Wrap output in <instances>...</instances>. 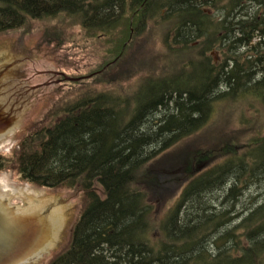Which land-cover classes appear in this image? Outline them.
I'll return each instance as SVG.
<instances>
[{
  "label": "trees",
  "instance_id": "obj_1",
  "mask_svg": "<svg viewBox=\"0 0 264 264\" xmlns=\"http://www.w3.org/2000/svg\"><path fill=\"white\" fill-rule=\"evenodd\" d=\"M61 15L90 35L128 24L136 36L151 20L167 21L169 55L179 62L147 74L132 100L89 91L47 111L14 155H0V171L83 194L68 241L46 264H264V200L243 212L238 226L250 231L239 256H213L209 248L210 234L230 220L209 196L226 189L234 202L264 181V140L242 155L224 139L222 154L209 148L220 140L209 150L181 147L207 129L226 99L264 107V0H0V34ZM198 45L200 55L185 57ZM215 45L218 63L206 55ZM171 181L179 191L170 197ZM159 204L167 207L161 218Z\"/></svg>",
  "mask_w": 264,
  "mask_h": 264
},
{
  "label": "rangeland",
  "instance_id": "obj_2",
  "mask_svg": "<svg viewBox=\"0 0 264 264\" xmlns=\"http://www.w3.org/2000/svg\"><path fill=\"white\" fill-rule=\"evenodd\" d=\"M171 25L167 21L160 23L151 20L136 36L134 28H130L128 24L126 26L123 24L112 33L97 32L98 34L90 35L77 19L61 15L53 18H31L22 27L0 34V52L39 51V57L43 59L39 67H33L35 86L42 89L46 97L41 98L33 124L26 123L19 129L18 136L4 138V145L0 146V155L7 157L14 155L15 151L20 149L21 138L45 117L47 111L59 108L67 101L72 102L84 97L89 91L112 92L132 100L145 84L147 74L156 72L159 68L169 71L171 64L179 62L178 58L173 59L169 55L168 44L172 41L170 36L174 34L169 30ZM168 32L171 33L168 35ZM139 34L141 36H138ZM196 44H192L193 48ZM200 50L201 45H198L197 50L190 49L185 57L188 54L200 55ZM218 51V45H215L206 51V55L211 57L214 63H218L222 59V53ZM64 75L74 77L76 80H66ZM206 128L187 139L181 147L199 151L203 148L206 150L215 148L222 154L221 141L224 139L231 149L242 155L243 150L249 151L247 148L251 147L254 141L264 140V107L259 102L251 101V98L226 99L216 105V111ZM218 140L220 143L208 148L209 142L213 145ZM212 153L213 151H210L206 155ZM223 159L227 160L226 157ZM195 166L192 165V168ZM166 167L168 164L160 168L161 175L167 172ZM192 171L194 173L196 170ZM179 175L183 176L181 172H178ZM0 179L6 180V184L0 181V193L11 198L13 206L22 205L23 209L33 197L39 201L61 197V202L79 197L70 201L71 219L65 243L68 241L71 227L84 205L80 190L69 187L57 190L39 188L22 180L14 168L0 171ZM261 183L247 188L234 202L228 200L226 189L209 196L217 211H230L228 213L230 220L210 234L212 244L209 248L213 256H217L219 252H222L223 257L227 253L239 256L242 245L248 244L245 235L249 228L244 229L238 224L246 209L254 207L257 201L264 200V181ZM178 187L177 182H169L165 194L173 196L179 191ZM159 207L161 218V209L167 207L164 205ZM169 207L170 205L168 209ZM225 233L226 238L219 239V236ZM54 252L56 250L53 249ZM50 257L33 264H46Z\"/></svg>",
  "mask_w": 264,
  "mask_h": 264
},
{
  "label": "water",
  "instance_id": "obj_3",
  "mask_svg": "<svg viewBox=\"0 0 264 264\" xmlns=\"http://www.w3.org/2000/svg\"><path fill=\"white\" fill-rule=\"evenodd\" d=\"M42 59L39 51L0 52V146L4 138L18 136L26 123L33 124L41 98H46L36 88L33 72ZM77 198L33 197L23 209L0 193V264H33L52 256L53 249L65 244L70 201Z\"/></svg>",
  "mask_w": 264,
  "mask_h": 264
},
{
  "label": "bare ground",
  "instance_id": "obj_4",
  "mask_svg": "<svg viewBox=\"0 0 264 264\" xmlns=\"http://www.w3.org/2000/svg\"><path fill=\"white\" fill-rule=\"evenodd\" d=\"M205 62H206L205 59H203V58L200 59V63H205ZM0 181H1V183L6 184V180H4V179H0ZM257 202H258V201H257ZM255 205H256V204H255Z\"/></svg>",
  "mask_w": 264,
  "mask_h": 264
}]
</instances>
